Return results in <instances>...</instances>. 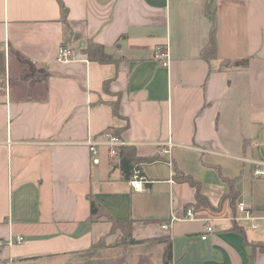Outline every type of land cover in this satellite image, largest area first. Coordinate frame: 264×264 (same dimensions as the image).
<instances>
[{"label":"crops","instance_id":"obj_1","mask_svg":"<svg viewBox=\"0 0 264 264\" xmlns=\"http://www.w3.org/2000/svg\"><path fill=\"white\" fill-rule=\"evenodd\" d=\"M90 41L115 62L88 60ZM61 47L71 61L57 60ZM105 132L155 158L140 164L141 191L106 147L92 164L88 145ZM262 154L264 0H0V264H264L250 247L264 246ZM173 164L214 207L230 191L222 177L237 180L235 208L191 207ZM89 196L139 243L114 246Z\"/></svg>","mask_w":264,"mask_h":264},{"label":"trees","instance_id":"obj_2","mask_svg":"<svg viewBox=\"0 0 264 264\" xmlns=\"http://www.w3.org/2000/svg\"><path fill=\"white\" fill-rule=\"evenodd\" d=\"M62 13H64L63 7L61 8ZM84 54L90 61L98 62L100 64H109L115 62L113 57L107 54L104 50V47L95 42H88L86 48L83 50ZM216 54V39H215V29L214 27L210 30L209 41L207 45L202 49L200 56L205 61H210L215 57ZM246 63V61H243ZM229 64V63H228ZM238 65V63H234ZM118 101L112 103L113 114L118 116ZM116 135H120L119 132H116ZM155 158H139L136 155V150L133 146H122L119 149L118 167L121 171L122 177L124 180L129 181L133 177V173L136 169H140V164L143 162H150ZM173 170V179L178 183H187L190 187L194 188L195 196H194V204L189 206L194 207L195 209H207L212 213L220 212L222 205L224 202H227L231 209L235 208V201L238 198V192L234 188V184L237 180H229L227 178L222 177V179L230 185V191L227 195L221 198L217 207H214L210 204L208 199L201 193V185L191 176L184 174L175 164L172 165ZM90 202V220H95L100 217H105L108 222L111 223L112 228L111 232H119L118 238L114 243V246H122L127 247L130 245H134L139 243L134 240L132 237V223L130 221H115L107 215H104V210L100 206V204L91 196H89ZM108 247L105 243V238H101L97 242L93 243L89 249L90 254L93 255L97 251ZM252 250L258 248L260 252L264 253V246L261 244H253L250 245Z\"/></svg>","mask_w":264,"mask_h":264},{"label":"built area","instance_id":"obj_3","mask_svg":"<svg viewBox=\"0 0 264 264\" xmlns=\"http://www.w3.org/2000/svg\"><path fill=\"white\" fill-rule=\"evenodd\" d=\"M168 58H169V55H168L166 48L157 46L154 49V52H153L154 61L160 62L163 66H167ZM71 59H72V50L68 47H61L58 52L57 60L62 63H67L71 61ZM101 138H102L101 143H96L92 141L88 145V150H89L91 162L93 165H97L99 163V156H100L99 153H100L101 146L106 147L109 156L112 158H117L119 149L122 146H125V144L121 141V139L117 135L111 132H105L104 134H102ZM167 152L168 150L163 151V153H167ZM252 173L255 178L264 179V161L255 162ZM130 184L134 190L136 191L142 190L143 185H144V177L140 169H136L134 171ZM237 210L248 215V211L246 210V207L244 206L243 203H239L237 205ZM191 217H192V212L188 210L187 218H191ZM163 227L166 228L167 226L164 225ZM211 231L212 229L210 227L206 228L207 233ZM205 239H206V235L201 236V240H205ZM19 240H22V238H19Z\"/></svg>","mask_w":264,"mask_h":264},{"label":"rangeland","instance_id":"obj_4","mask_svg":"<svg viewBox=\"0 0 264 264\" xmlns=\"http://www.w3.org/2000/svg\"><path fill=\"white\" fill-rule=\"evenodd\" d=\"M261 158H262V160L264 159V155H263V154L261 155ZM263 180H264V179H263Z\"/></svg>","mask_w":264,"mask_h":264}]
</instances>
